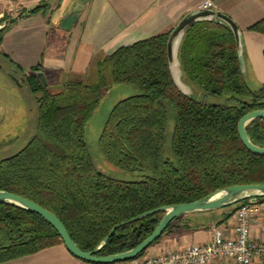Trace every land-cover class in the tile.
Here are the masks:
<instances>
[{
  "label": "trees",
  "instance_id": "1",
  "mask_svg": "<svg viewBox=\"0 0 264 264\" xmlns=\"http://www.w3.org/2000/svg\"><path fill=\"white\" fill-rule=\"evenodd\" d=\"M14 22L0 31V43ZM248 29L264 34V19ZM172 31L118 48L93 64L94 77L68 79L54 92L42 84L40 65L23 74L38 104L36 132L24 147L0 159V190L53 212L83 251H93L114 227L150 210L192 202L228 186L264 183V156L248 150L238 132L243 115L264 109V84L253 89L247 83L233 31L217 19L197 21L186 30L179 60L196 87L192 95L183 93L171 74ZM0 56L13 64L8 55ZM120 84L137 85L140 93L113 106L99 147L107 162L137 174L132 180L102 172L85 136L102 97ZM209 95L225 101L210 103ZM169 106L174 128L167 146ZM246 131L264 147L263 118L249 123ZM239 204L226 207L231 208L226 219ZM163 216L156 212L119 226L97 255L135 247ZM59 243L64 244L61 236L41 215L0 203V263Z\"/></svg>",
  "mask_w": 264,
  "mask_h": 264
},
{
  "label": "crops",
  "instance_id": "2",
  "mask_svg": "<svg viewBox=\"0 0 264 264\" xmlns=\"http://www.w3.org/2000/svg\"><path fill=\"white\" fill-rule=\"evenodd\" d=\"M205 1L27 0L25 6H30L27 10L39 5H45V8L37 13L25 12L15 19L0 43V55H8L13 64L8 60L6 64L22 75L31 74L32 67L40 65L49 85L61 87L68 79L93 76V64L118 48L170 32L187 14L200 9ZM211 1L215 4L213 10L229 16L239 28L241 69L249 86L259 88L264 84V34L248 28L264 19V0ZM1 4H4L3 0H0ZM1 62L4 65L3 60ZM175 77L185 92H196L181 66L176 65ZM230 211L231 208H223L186 214L174 221L145 253L206 243L215 229L230 236L236 224L234 213L225 218ZM252 237H263L258 221L253 224ZM0 264L95 263L75 257L59 243Z\"/></svg>",
  "mask_w": 264,
  "mask_h": 264
},
{
  "label": "water",
  "instance_id": "3",
  "mask_svg": "<svg viewBox=\"0 0 264 264\" xmlns=\"http://www.w3.org/2000/svg\"><path fill=\"white\" fill-rule=\"evenodd\" d=\"M213 19H217L218 21L225 23L233 31L240 57V51H241L240 30L229 16H227L226 14L220 11H215L213 9H197L187 14L173 29L168 41V57H169V67L171 70V74L179 89L187 95H192L194 94V92H185L180 87V85L178 84V80L175 77L176 65L181 66V62L179 60V49L182 39L188 27H190L193 23L201 20H213ZM5 27H6V23L0 26V31L3 30ZM2 66L3 64L0 59V68ZM9 75L14 80H17L14 71L9 72ZM38 76L42 84L46 86L47 80L44 73L38 72ZM19 80L25 82L26 81L25 76L20 75ZM257 118L264 119V109L253 110L243 115L238 122V132L242 143L246 146L248 150H250L252 153L256 155L264 156V147L255 145L250 140L248 133L246 131L247 125ZM255 197H264V183L240 184V185L228 186L223 189H218L212 192L211 194L192 202L156 208L146 213H143L135 218H132L124 223H121L120 225H117L111 230L109 235L105 237V239L101 242V244L98 247H96L93 251H83L74 242L63 222L53 212L42 207L41 205H39L38 203H36L35 201L29 198H26L24 196L6 190H0V203L18 206L41 215L47 222H49L57 230V232L59 233V235L63 240L65 247L68 249V251L71 254H73L75 257L81 260L95 264H111L114 262L130 260L135 257H138L143 251L148 249L154 242L157 241V239H159L164 234L168 226L176 218H179L181 216L190 213L223 209L232 204L240 203L242 201ZM161 211L164 212V216L162 217L157 227L153 230V232L149 236H147L138 245L121 253L111 254L107 256L97 255L100 249L107 243L109 237L115 232V230L119 226Z\"/></svg>",
  "mask_w": 264,
  "mask_h": 264
},
{
  "label": "rangeland",
  "instance_id": "4",
  "mask_svg": "<svg viewBox=\"0 0 264 264\" xmlns=\"http://www.w3.org/2000/svg\"><path fill=\"white\" fill-rule=\"evenodd\" d=\"M30 7V6H28ZM25 6L24 11L28 8ZM6 13L5 4L0 6V14ZM21 16V15H20ZM0 16V26L10 21L4 22ZM4 65L0 68V159L6 158L14 154L15 151L21 149L30 140L36 132L38 118V104L34 96L31 94L29 87L22 82L21 89L15 85L13 79L4 72V68L14 71L15 75H22L21 72L12 70L8 66L7 61L1 57ZM6 64V65H5ZM89 80V79H88ZM48 81V80H47ZM46 87L52 92L57 91L60 87L51 86L47 82ZM140 93V88L133 84H120L113 86L101 99V102L89 119L85 128V136L90 154L97 167L105 174L120 180H132L138 176L134 172L120 169L105 160L99 147V138L106 122V119L113 106L123 98ZM190 94V93H189ZM210 103H223V96L207 97ZM174 128V113L172 107L168 109V140L167 146L170 144L171 134ZM234 206L233 209L237 208Z\"/></svg>",
  "mask_w": 264,
  "mask_h": 264
},
{
  "label": "built area",
  "instance_id": "5",
  "mask_svg": "<svg viewBox=\"0 0 264 264\" xmlns=\"http://www.w3.org/2000/svg\"><path fill=\"white\" fill-rule=\"evenodd\" d=\"M6 13L2 19L10 21L19 17L27 0H3ZM215 4L206 0L200 9H213ZM236 224L233 234L224 235L215 229L206 243L190 244L179 250L144 253L130 260L111 264H264V197L250 198L240 202L234 212ZM260 222L262 238L252 237V227Z\"/></svg>",
  "mask_w": 264,
  "mask_h": 264
},
{
  "label": "flooded vegetation",
  "instance_id": "6",
  "mask_svg": "<svg viewBox=\"0 0 264 264\" xmlns=\"http://www.w3.org/2000/svg\"><path fill=\"white\" fill-rule=\"evenodd\" d=\"M3 64V63H2ZM3 68V67H2ZM4 71H5V73L6 74H8L9 75V72H11V71H9V69H6V67L4 68ZM10 76V75H9ZM11 77V76H10ZM17 80H14L12 77V79H13V81H14V83L17 85V86H19V87H21L22 86V81H20L19 80V77H20V75L19 74H17Z\"/></svg>",
  "mask_w": 264,
  "mask_h": 264
}]
</instances>
